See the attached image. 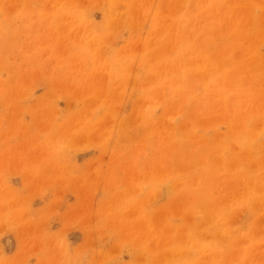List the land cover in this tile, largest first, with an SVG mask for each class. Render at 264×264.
<instances>
[{
  "label": "rangeland",
  "instance_id": "1",
  "mask_svg": "<svg viewBox=\"0 0 264 264\" xmlns=\"http://www.w3.org/2000/svg\"><path fill=\"white\" fill-rule=\"evenodd\" d=\"M0 264H264V0H0Z\"/></svg>",
  "mask_w": 264,
  "mask_h": 264
}]
</instances>
